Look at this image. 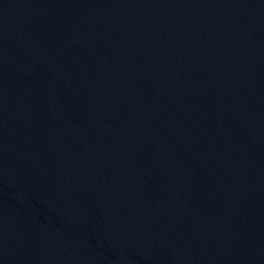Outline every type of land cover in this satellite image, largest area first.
Listing matches in <instances>:
<instances>
[{"label": "water", "instance_id": "1", "mask_svg": "<svg viewBox=\"0 0 264 264\" xmlns=\"http://www.w3.org/2000/svg\"><path fill=\"white\" fill-rule=\"evenodd\" d=\"M264 4V0H260Z\"/></svg>", "mask_w": 264, "mask_h": 264}]
</instances>
